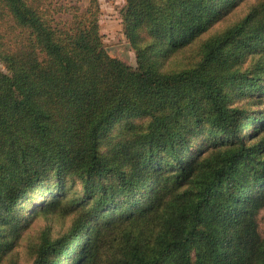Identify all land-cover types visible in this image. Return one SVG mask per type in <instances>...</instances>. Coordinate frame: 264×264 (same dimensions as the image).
Wrapping results in <instances>:
<instances>
[{
  "label": "trees",
  "instance_id": "obj_1",
  "mask_svg": "<svg viewBox=\"0 0 264 264\" xmlns=\"http://www.w3.org/2000/svg\"><path fill=\"white\" fill-rule=\"evenodd\" d=\"M0 0V264H264V0ZM197 144V145H196Z\"/></svg>",
  "mask_w": 264,
  "mask_h": 264
},
{
  "label": "rangeland",
  "instance_id": "obj_2",
  "mask_svg": "<svg viewBox=\"0 0 264 264\" xmlns=\"http://www.w3.org/2000/svg\"><path fill=\"white\" fill-rule=\"evenodd\" d=\"M97 2L99 5L98 16L101 32L104 35V42L108 53L110 56L119 58L125 63L135 67L136 53L130 41L124 34L122 24V9L126 4V0H97ZM0 69H5L1 61ZM46 190L47 187L39 189L35 197L27 203L26 209L23 212L26 217L25 219L28 222V226L24 230L22 237L15 248V252L20 255V262L22 264L31 263L33 259L32 250H30L31 242L40 237L41 231L46 226H49L51 235L56 236L57 234L62 233L70 224L69 218L63 219L56 216L45 217L43 215H37L35 218L30 219L33 210L48 196ZM257 219L260 231L264 234L263 210H260Z\"/></svg>",
  "mask_w": 264,
  "mask_h": 264
}]
</instances>
